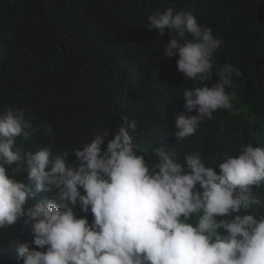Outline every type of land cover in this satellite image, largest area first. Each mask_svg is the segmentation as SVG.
Segmentation results:
<instances>
[{
  "label": "clouds",
  "instance_id": "clouds-1",
  "mask_svg": "<svg viewBox=\"0 0 264 264\" xmlns=\"http://www.w3.org/2000/svg\"><path fill=\"white\" fill-rule=\"evenodd\" d=\"M147 28L169 31L164 55L178 56L177 70L202 84L182 94L196 115L177 116L174 135L148 157L127 116L69 157L53 152L50 127L42 144L35 140L41 106L31 117L11 101L0 105V229L25 218L18 240L0 250L10 264H264V144L210 165L207 140L194 143L205 119L232 108L226 87L242 73L226 65L216 83H204L222 41L190 11H153ZM0 53L1 68L12 56L7 41ZM3 88L0 80L6 101Z\"/></svg>",
  "mask_w": 264,
  "mask_h": 264
},
{
  "label": "trees",
  "instance_id": "trees-1",
  "mask_svg": "<svg viewBox=\"0 0 264 264\" xmlns=\"http://www.w3.org/2000/svg\"><path fill=\"white\" fill-rule=\"evenodd\" d=\"M168 7L192 12L222 41L204 83H216L226 65L242 73L231 74L226 87L232 108L214 112L196 131L195 144L207 140L208 163L264 144V0H0V41L12 55L0 68L7 97L0 105L11 101L30 116L41 106L35 140L42 144L50 127L53 152L69 157L103 130L114 133L127 116L137 121V152L148 157L174 135L177 116L196 115L182 94L202 86L177 70L178 56L164 55L169 31L147 28L148 16ZM24 220L0 229V250L18 240L15 228ZM0 264L10 262L0 256Z\"/></svg>",
  "mask_w": 264,
  "mask_h": 264
},
{
  "label": "bare ground",
  "instance_id": "bare-ground-1",
  "mask_svg": "<svg viewBox=\"0 0 264 264\" xmlns=\"http://www.w3.org/2000/svg\"><path fill=\"white\" fill-rule=\"evenodd\" d=\"M233 137V136H232ZM232 138H230V140H231ZM233 140V139H232ZM193 222H195V219H193Z\"/></svg>",
  "mask_w": 264,
  "mask_h": 264
}]
</instances>
